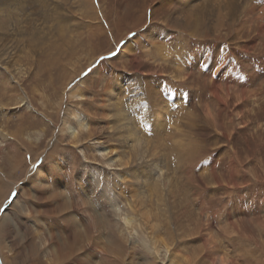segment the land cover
<instances>
[{
    "label": "rangeland",
    "instance_id": "374dc122",
    "mask_svg": "<svg viewBox=\"0 0 264 264\" xmlns=\"http://www.w3.org/2000/svg\"><path fill=\"white\" fill-rule=\"evenodd\" d=\"M157 4L152 19L162 26L129 41L130 32L143 28L145 11ZM0 20L11 22L13 29H0V51L13 49L15 58L10 63L0 61L12 67V75L3 71L0 82V201L3 204L10 191L19 189L13 211L22 214L14 234L0 237V245L11 250L10 262L31 264L37 257L57 256L42 252L46 243L43 240L41 247L37 238L49 236L52 218L43 216L46 232L36 236L32 217L44 210L51 215L78 207L77 198L54 203L60 193H66L55 176L61 162L89 182L92 174L104 179L107 193L116 196L112 202L120 209H126L133 197L140 203L141 213L136 217L142 223L147 213L160 215L151 233L158 264H187V260L213 264L215 256L229 264H264V0H0ZM121 41L134 43L136 56L141 58L130 59L125 50L121 58L107 59L91 75H83L100 56L119 52ZM148 49L155 56L162 51L163 56L147 60L143 56ZM118 75L124 76L122 80ZM215 80L225 104H219L213 94ZM76 81L79 84L69 90V83ZM76 93L86 100L80 101ZM157 98L160 105H167L165 114L153 102ZM77 100L86 104L78 105ZM118 103L132 119L138 136L148 134L149 148L143 140L135 150L131 144L116 147L121 136L113 134L109 125L117 126ZM145 104H150L151 112ZM74 111L91 116L97 128L92 137L79 136L72 145L69 135L58 133ZM164 116L168 119L165 129L155 130L156 121ZM5 133L19 141H7ZM159 139L166 140L168 147L158 144L152 152ZM176 141L191 145L183 148L192 150L191 164L177 162L176 152L169 148ZM108 147L122 152L121 163L113 161V152L102 155L100 151ZM146 156L170 163L164 164L162 176L169 177L168 188L174 177L175 188L165 198H170L167 203L174 204L173 195L182 199L179 203L175 197V214L155 207L160 190L154 176L139 189L125 181L129 175L123 173L141 174L146 168L141 158ZM36 165L41 167L39 181H47L43 187L34 181L24 192L22 187H27V179H34ZM158 167L157 175L161 173ZM188 211L204 215L205 225H197L196 218L189 220ZM84 232L78 227L64 237L81 253L86 248L81 242ZM141 238H126L129 246L136 247L133 264H146L142 257L150 245ZM110 248L120 253L113 246L108 251L111 255ZM0 259H4L1 247Z\"/></svg>",
    "mask_w": 264,
    "mask_h": 264
},
{
    "label": "bare ground",
    "instance_id": "6f19581e",
    "mask_svg": "<svg viewBox=\"0 0 264 264\" xmlns=\"http://www.w3.org/2000/svg\"><path fill=\"white\" fill-rule=\"evenodd\" d=\"M1 15H4L3 11L1 12ZM187 24H188L187 26L190 27L189 22ZM11 25H12L11 22L0 20V29L2 31H4V32L5 31L9 32L10 30H13V29H10ZM13 34L15 35V33H13ZM10 35H11V33H10ZM135 45H136V43H135ZM8 50L9 49H8V46H7V50L6 51H8ZM125 50H127V54H128L130 59L131 58H136V59L141 58L140 56H136L137 50H136V46H134V43H127L125 46L122 47V50L120 48L119 52H118V57L119 58H121L124 55V51ZM161 53H162V51L159 53V55L155 56V55H153V51L148 49L145 52L143 58L146 56L147 60H151V61H153L155 59L156 60H160L159 57L163 56V54H161ZM12 56H14V50L13 49L10 50L9 52H5L3 54L0 51V61H7L8 63H10L12 61V59L13 60L15 59ZM8 63L3 64V65L1 64L0 67H1V69H3V71H8L9 74L12 75L11 71H10V69L12 67L9 66ZM100 70H101L100 71V73H101L102 72V68ZM118 77H119L118 78L119 80H122V78L124 76L122 75V77H120L118 75ZM213 83H214L212 85L213 86V94L215 95L216 99L219 101V104H225L226 102H224L222 100L221 96H220L221 88L218 85V81L215 80V82H213ZM12 84H13V82H12ZM154 92L155 91L153 90V94H154ZM151 93H152V91H151ZM247 94H245L244 96H246ZM74 96L80 97V99H79L80 101L86 100L85 96L80 94V93H76ZM154 96H156V95H154ZM1 97H3V96H1ZM153 102L158 105L157 109L159 111H161L163 114L166 113L167 105L165 103H162V105H160L158 103V98L153 100ZM85 104H86V102L85 103H83V102H79L78 103V105H85ZM33 109L34 108L32 107V110ZM115 110H116L117 116H118L115 119L117 121L116 122L117 126H114V124H113V126L110 127V125H109V130L113 131V134H115L114 131H116V133L121 136V141H131L132 143H129V144H131V147L133 148V150H135L136 147L141 143V140H143L144 143H146L147 147L149 148V144H151V142H149L148 138L145 137V135H148V134H145V135L143 134L144 136H142V135L138 136V133H137L138 130H136V127H134L133 131H132V128H130L129 126L133 125V121H132V119H130V117L128 115H125V113H123L121 111V109L119 107V103H118V107H116ZM86 115H87L86 113H84V114L83 113H78V112L75 113V111L71 112V114L68 115V117H66L64 119L63 127L61 128V131L58 133L59 136H61V135L68 136L69 135V137L72 140L71 141L72 145H73L74 140L77 139L79 136H82L83 139H86L88 137H92L94 135V129L97 128V126H95V123H93L96 120H93L91 116H89V115L86 116ZM161 119H162V117H159V120L156 121V124H155V127H154L155 130H157V128H159V127H162V130L165 129L166 124L168 122V119L166 118V116H164L162 120ZM107 120L112 125V123L110 122V117ZM165 131H167V129ZM177 132H179L178 131V127L175 129V133H174L175 135L172 137L173 139H175V136H176ZM141 133H142V131H141ZM4 137L9 142L13 141V142L17 143L19 141L18 140L19 138L9 137L7 135V133L4 134ZM141 137H142V139H141ZM148 137L150 138L152 136H148ZM153 142H157V141L154 140ZM164 143L168 147L166 140L164 142L162 139H159L157 144H156V146L152 149V152L155 151V149L157 148L158 144L163 145ZM175 143L179 144V146H178L179 149L177 148L176 144H175V146L173 144H171L169 148H170L171 152H176L175 156H176L177 162L178 163L184 162V163H187V164L192 162L193 159H194V157L192 155V150L191 149L189 151L183 150V148L190 147L191 145L190 144H185L182 141H178V143L176 141ZM104 149H105V152H104V150L100 151L102 153V155H104V156H105V154L109 155L110 153L113 152V153H115V158H114L113 161L114 162L116 161L117 163H121L122 162V156H121L122 152L120 153L119 149L114 148V147H111V148L108 147V148H104ZM147 151H148V149H147ZM152 154H153V156L156 155L154 153H152ZM159 157L160 158L162 157V153L160 154ZM141 160H142V164L144 166H146V168L144 170L142 169L141 174H138V175H134L133 174V177L129 176V178L126 179L125 181H127L128 183H130V185H133L137 189H139L142 185H145V186L149 185V183H146V184H142V183L145 182L144 180L149 181L150 177L154 176L155 179L158 182V188L160 190L159 191L160 195L155 200V207L159 208L164 213L165 212L167 213V211H168V212H172L173 214H175V210H174L175 202H176L175 201L176 200L175 197L178 198V194L176 196L173 195L174 196L173 197V199H174L173 203L174 204H168L170 198L165 199V198H167V195H170V194H168L169 192L173 193V188H175V187L172 186L174 177L170 178V181L172 182L171 183V187L172 188L171 187L168 188L167 180L169 181V177H163L162 176V175H164V172H165V171H162L163 167H165V165H169L170 163L162 162V163H158V165H157L156 163H154V161H152V158H149L147 156L144 157V158H141ZM110 161H112V160H110ZM159 161H160V159H159ZM149 162H151V164L147 165ZM61 165H62V163L58 162L56 167L59 169ZM159 165H160L161 168L159 169V167H158V169L161 171V173L157 175L156 174V171H157L156 169H157V166H159ZM0 166H1V163H0ZM148 166H149V168H148ZM178 166H179V164H178ZM40 168L41 167H38V166L36 167V170L34 172V179L35 180L34 179H27L28 181L26 180L27 181V184H26L27 187L26 188L22 187L24 192H28L29 191L28 187H31V185L34 183V181H37L39 186L43 187V185H45L44 181H47V178L42 180V181H39L40 178H41V175H42ZM1 172L2 171L0 169V173ZM187 174H188V172H187ZM160 176H162V178H160ZM187 178H190V176L187 177ZM93 179H95V180H93ZM161 183H164V185H165L162 188H161ZM89 184L92 187L99 186V187H103V188H105L107 190V186L105 185V180L101 179V178H96V174H92V178H90ZM48 185L49 184H47V186ZM130 187H131V191H134L133 187L132 186H130ZM193 193H194V191H193ZM193 193L191 192V194H193ZM108 197H109L108 199L102 201L103 206L99 207L98 211H96L95 213H91V212L88 213L87 223H81L80 224L79 228L83 227L84 230H85V232L83 234L84 240H81V242L83 244H85L86 247L88 245H90V244H94L99 249V251L105 255V260L103 261V264H113V262H114V264H133L132 263V259L136 257V256H134V251H135L136 247L132 246V245L129 246L127 244L126 238L129 235L131 238H133V241H135V236L136 235L138 237H141V235H142L141 239L143 240V242L145 241L146 245H150V246H147L146 254H145V256L142 257L144 262H146V264H158V262H159L158 253L159 252H158L157 247H155V249L153 247L154 245H153V242H152L153 238L151 236V233H154V229H155V227H154L155 224L153 225L152 223L155 220V218L157 220H159L158 216L160 217V215L158 213H155V214L147 213L146 217H145V219L143 221L144 223H142L136 217L138 214L141 213L140 203H138V201H136L133 197H131L130 201H128L129 202L128 203L129 206L126 209H124V210L120 209L121 207H118L119 204L115 205L112 202L114 197H116V196H114L113 194H109L108 193ZM76 198H77L76 200H77V204L78 205H80V204L87 205L89 203L88 200H86L84 197H81L79 195H77ZM34 199H35V196H34ZM41 200H43L42 204L45 207V205L47 204L46 201L44 199H41ZM181 200L182 199L179 197L178 198V202L180 203ZM167 201H168V203H167ZM1 204H2V201H0V205ZM15 204H18V202L16 201ZM196 204L198 205V201H196ZM20 212H23V211L21 210ZM202 213H204V212H202ZM46 214H47V216H45ZM143 215H145V214H143ZM21 216H22V214H21ZM43 216L47 217L48 219L52 218L51 220L53 221V225H51L52 228L51 229L48 228L49 230H47V231H49L50 234L46 238H42V237L38 236L41 233H45L46 232L45 229H47L45 227V225H44L45 223H43V220L46 219V218H44ZM187 218L189 220L194 219V218L198 219L197 225H202L203 224V226H204L205 223H206L205 219H204L205 217L202 214H199V215L196 216V215H194V213L189 212L187 214ZM207 218H208V216H207ZM7 219H8V217L2 216L0 225H3V223ZM60 220H62V219H59V218L53 216L52 213H51V215H49L48 212H46V210H44L41 215H38V216L34 215L32 217L33 223L37 224L35 235L38 236L37 238L40 241L39 242L40 246L44 247L43 246V240L45 241L44 243H46L45 248L42 250V252L44 250H45V253L54 252L57 256L53 257L52 259H49V258L43 259V257H37L36 259H34V261L31 262V264H72V263H68V262L71 259L75 260L77 258L82 260L80 262V264H89V261H90V258H91L90 255L86 256L83 253H81L78 248H72L71 247L72 244L68 243V240H66V238H64L67 235V233H68V231H65V228L68 227V225H67V222L62 220L64 222V223H62V224H64V226L61 227V225L59 224ZM90 230L93 233L90 232L87 235V233ZM104 231H105V233H104ZM145 234L148 235V236H144ZM195 234H198V233L195 232ZM58 235L61 237L60 241H57V236ZM208 238H209L208 236L207 237L205 236L204 240L207 239V243H208V245H210L209 242H208ZM129 241H130V238H129ZM2 242L5 243V241H2ZM14 244H15V242H14ZM154 244H155V240H154ZM74 245H80V242H78L76 244H73V246ZM100 245H103V246L100 247ZM133 245H134V243H133ZM65 246H66V248H65ZM113 246H117V248L119 249L120 253L114 252L110 248L113 251V254L111 255L108 251H109V247H113ZM0 247H1L2 251H3V258H4V259H0V260H3L7 264H13L12 262H10L11 260L9 261V259L11 257V250L9 249V247L8 246H2V245H0ZM67 248H68V250L66 252H63ZM207 248H209V247H207ZM204 249H205V247H204ZM129 250H131V251H129ZM209 250L207 249V251H209ZM209 252L211 253L212 251L210 250ZM13 255H15V254H13ZM84 257H85V259L83 260L82 258H84ZM117 257H118V259H116ZM0 262H1V264H3L2 261H0ZM186 262H187V264H190V263L192 264L193 260H187ZM212 262H213V264H229L227 260L226 261L224 260V257H219V256H215V258L213 259ZM14 264H16V263H14ZM17 264H24V263H17ZM179 264H185V262H179Z\"/></svg>",
    "mask_w": 264,
    "mask_h": 264
},
{
    "label": "snow or ice",
    "instance_id": "6c2138e0",
    "mask_svg": "<svg viewBox=\"0 0 264 264\" xmlns=\"http://www.w3.org/2000/svg\"><path fill=\"white\" fill-rule=\"evenodd\" d=\"M158 6V4L154 5L153 7H150L145 11L143 28L140 30V32H130L129 41L132 38H138L141 34L147 35L152 31L153 27L159 29L162 26L159 22L154 23L152 19L153 15L155 14V7ZM171 35L175 36L176 33L173 32L171 33ZM129 41H121V50L122 46L128 43ZM117 55L118 51H112L109 52L108 57L100 56L99 61L94 62V67L88 68L86 71L83 72V75L85 77H88L94 72L95 68L98 67L100 63L112 57H116ZM2 73L3 69H0V82H2L3 80ZM78 84L79 81H76L75 84L70 82L68 85L69 90H72ZM144 106L149 107V111L151 112L150 104H145ZM19 111H23V106L19 109ZM8 114L11 115L13 113L10 112ZM129 127L134 128L135 126L130 125ZM129 143H131V141H121L118 142L116 147H126ZM113 158H115V156H113ZM154 163L162 162L155 161ZM233 174L239 173L237 172ZM106 175H110V173H106ZM123 175L131 176L132 172L130 171L128 173H123ZM55 176L59 178V180L62 182L58 187L66 190V193H60L59 198L56 199L54 202L55 204H62L65 200H74L76 199L77 195L84 197L86 200L89 201L87 205L80 204L77 208H74L66 213H52L53 216L67 222L68 227L65 228V231H68L69 236H71L72 229L78 228L81 223H87L88 213H95L96 211H98L99 207L103 206L102 201L109 198L108 193L103 187L90 186L88 178L82 179L79 171H74V169L67 164L61 165L60 168L56 171ZM50 190L51 189H49V191ZM43 194L47 195V192ZM19 197V189L10 191L6 196L4 203L0 205V216L8 217V219L3 223V225H0V237L8 238L11 234H14L16 226L21 222V214L18 211H13V205L15 204L16 200L19 199ZM27 215L31 217L32 214L29 213ZM29 222H31V220ZM60 240L61 237L58 235L57 241ZM83 254L86 256L90 255L91 258L89 264H103V261L105 260V255L101 253L94 244L88 245L83 250ZM116 259H118V257Z\"/></svg>",
    "mask_w": 264,
    "mask_h": 264
}]
</instances>
